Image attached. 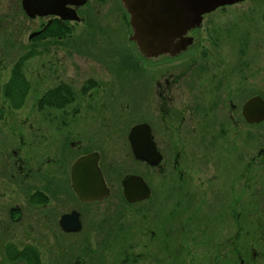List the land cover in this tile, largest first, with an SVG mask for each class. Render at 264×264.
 I'll return each mask as SVG.
<instances>
[{
    "label": "flooded vegetation",
    "instance_id": "obj_1",
    "mask_svg": "<svg viewBox=\"0 0 264 264\" xmlns=\"http://www.w3.org/2000/svg\"><path fill=\"white\" fill-rule=\"evenodd\" d=\"M73 1L65 5L63 14L66 18L49 13L31 17L25 13L21 0L18 3L27 19L39 20L38 28L32 32L38 33L33 37H37L41 31L53 24L58 29L68 28L69 31L64 34L68 36L71 35L74 25L86 19L81 8L89 3V0H85L83 4ZM227 9H231L233 15L229 27H214L211 21L207 27L203 26L206 16L218 11L224 13ZM201 33L203 37H200ZM185 35L190 44L177 54L166 53L147 58L139 53L142 58L151 62V91L147 95L150 96L152 116L138 120L135 124L146 123L150 126L151 139L161 155V160L150 165L135 158L128 140L130 153L136 161L161 172L163 164L170 158L167 157V149L174 148L169 161L174 170L172 179L174 181L175 176L177 182L172 183L173 187L170 189H154L144 176L131 173L140 175L150 190L146 198L133 203L127 202L130 205L137 204L136 212L141 220L135 230V238L138 240L141 236H148V239L142 238L144 243L137 241L141 244V249L135 254V259H173L176 257L174 254L189 253L186 243H190L191 231L193 237H197L196 234L202 235L207 244V226L201 230L198 229L200 226L190 225V211L196 210L200 201L195 200L191 188L174 186L183 180L180 164L185 162V168L189 169L191 164L198 162L201 165H212L216 173L214 177L219 180L216 195L222 196L224 210L218 212L220 216L215 223L216 232L221 238L223 225L226 229H235V233L227 237L226 243L232 244L230 252L236 256L237 264H245L238 241L248 236L255 241L248 230L255 223V219H244L245 216L237 209L238 194L241 192L237 183L239 180L245 183L250 180L261 183V177H264V0H240L219 6L204 14L200 26L189 29ZM255 36L259 40L257 57L254 55ZM46 38V35L42 36V39ZM256 58L263 63H255ZM175 59H181L183 63H172ZM256 79H261L262 86L255 84ZM60 85H64L68 91L55 92L52 98L55 96L57 99L70 101L60 107L46 103L41 109L36 107L35 111L42 116V124H19L20 128L14 130L18 133L15 135L11 132L13 137H18L19 144L8 148L3 155L0 154V169L4 168L9 173V184L14 185L12 189L0 191V264H43L41 249L29 241L30 228L37 223L42 226L39 223L40 220L42 222V210L47 209L52 197L62 196L61 184L68 189L72 201L68 209L57 211L53 222L61 235L76 237L84 231L87 216L91 213L88 209L98 206L109 195L93 202H83L77 197L72 187L71 167L80 157L97 154V165L111 193L102 169L109 135L105 133L102 138L95 139V128L89 125L84 128V124H81L82 128L71 131V124L77 121L78 116H84L83 121H92V115L102 117V110L94 108L88 119L87 113L82 114L79 101L85 98L87 102L95 105L98 98L94 97L103 85L95 78H88L80 89L75 90L70 83L61 81L43 91L42 95ZM254 97H258L261 102L250 106L244 112L246 102ZM89 103L86 104V111L91 112ZM260 112L263 114L262 118L252 120ZM66 117L69 118L65 119ZM101 117L97 118V126L107 129L109 123L105 116ZM255 141L260 143L254 151ZM69 157H72L71 161ZM67 163L69 177L66 178ZM241 189L244 191V186ZM259 194L260 208L264 213V191H259ZM190 199L193 200L192 204ZM148 202L149 205L145 204ZM72 212L78 213L80 228L68 231L64 229L61 220L64 215ZM263 213L258 222L263 224L264 229ZM37 215L39 219L36 218ZM104 225L97 229H104ZM217 244L221 252V241ZM120 251L125 259V246ZM225 251L227 253L228 249ZM256 255V249L252 248L251 256ZM219 257L222 261V255H217L216 259ZM78 261L77 257L73 264H78Z\"/></svg>",
    "mask_w": 264,
    "mask_h": 264
},
{
    "label": "rangeland",
    "instance_id": "obj_2",
    "mask_svg": "<svg viewBox=\"0 0 264 264\" xmlns=\"http://www.w3.org/2000/svg\"><path fill=\"white\" fill-rule=\"evenodd\" d=\"M18 1L0 0V154L3 155L8 148L19 144L18 137L15 136L18 131H14L20 128L19 124H42V116L35 111L36 101L43 91L61 81L70 83L75 90H78L88 78L99 80L103 88L94 97L98 98L95 105L82 98L79 107L82 114H88V119L94 108H100L102 117L105 116L109 123L107 129H102L97 126V118L101 116L92 115V121H83L85 118L81 115L71 124L73 126L71 131L82 128L81 124H84V128L86 125L94 127L95 139L102 138L105 133L109 135L102 169L105 171L111 193L98 206L94 205L88 209L91 213L87 216L88 221L84 231L76 237H71L61 235L53 222L57 211L68 209L72 201L68 189L61 184L62 196L52 197L47 209L42 210V222L39 221L42 226L37 223L30 228L29 241L41 249L43 264H73L77 257L78 264H237L236 256L231 255L230 252L232 244L226 243L227 237L235 233V229H226L223 225L221 238L215 229L217 217L220 216L218 212L224 210L221 204L222 196L216 195L219 180L214 177L215 168L210 164L201 165L198 162L191 164L189 169L185 168V162L181 163L179 169L183 172L185 181L182 180L174 186L191 188L195 200L200 201L196 210L190 211V225L200 226L198 229L201 230L207 226V244L202 235L196 234L197 237H193L191 231L190 243H186L189 253L174 254L176 257L173 259H135V254L141 249V244L137 241L144 243L142 238L145 240L148 236H141L138 240L135 238V230L141 221L136 212L138 207L137 204L130 205L123 198L121 181L131 173L144 176L154 189H170L173 187L171 184L177 181L175 176L174 181L172 179L174 170L170 162L174 148L167 149V157L170 158L163 164L161 172L136 161L130 153L127 138L130 127L138 120L149 119L152 116L150 96L147 95L151 91L152 69L151 62L140 56L136 45L129 39L132 30L120 0H89V3L81 8L86 14V19L74 25L71 35L61 40L48 37L38 40H32L34 37L29 39L31 33L38 28L39 20L27 19L22 14ZM231 18L233 19L231 9L225 10L224 13L218 11L206 16L203 26L207 27L208 22L211 21L214 27L226 28L230 26ZM200 37H203V33ZM257 39L258 37L255 36V57L258 55L259 40ZM227 44L230 47L228 41ZM32 49L36 53L25 61L23 67L30 88L23 106L14 110L3 97L2 86L8 80L13 64ZM172 63L183 62L181 59H175ZM255 63L261 64L263 61L256 58ZM255 84L262 86L261 79H256ZM87 103L92 108L91 112L86 111ZM84 131L87 132L85 129ZM11 132H14V137ZM259 143L254 142V151ZM239 145L241 146V143ZM69 159L71 161L72 157ZM3 164L5 167L4 162ZM68 167L69 163L66 164V170ZM67 176L69 177L68 170L66 178ZM8 177L9 173L4 168L0 169V191L14 188V185L9 184ZM261 179L262 184L259 181L254 183L253 180L246 183L239 180L237 183L241 191H238L237 209L245 216L244 219L249 221L255 219V223H252V227L248 229L255 241L249 236L238 241L245 264H264L262 240L264 229L263 224L258 222L263 213L260 208L259 191H264V177ZM242 186L244 191L241 189ZM180 198L183 199L182 196ZM149 203L145 204L149 205ZM84 208L86 207H82ZM36 218L39 219L38 215ZM102 224H105L104 229H97ZM246 228L245 225L244 229ZM219 241L222 243L221 252L217 244ZM124 246L127 251L125 259V255L120 251ZM252 248L257 251L254 257L251 256ZM217 255H222L223 262L220 257L216 259Z\"/></svg>",
    "mask_w": 264,
    "mask_h": 264
},
{
    "label": "water",
    "instance_id": "obj_3",
    "mask_svg": "<svg viewBox=\"0 0 264 264\" xmlns=\"http://www.w3.org/2000/svg\"><path fill=\"white\" fill-rule=\"evenodd\" d=\"M237 1L240 0H121V4L128 14L132 30L129 39L142 55L154 58L166 53L174 55L183 51L190 44L186 32L200 26L203 14ZM72 2L74 1L21 0L25 13L31 17L49 13L66 18L63 14L65 5ZM77 2L83 4L85 0ZM37 33H32L29 38ZM260 102L258 97L249 99L244 106V112ZM262 115L260 112L259 116L252 120H260ZM128 140L135 158L150 165H155L161 160V155L151 139L148 124L133 125L129 130ZM71 182L74 192L83 202L100 201L110 194L97 165L95 153L80 157L73 163ZM121 183L122 194L127 202H137L150 194L148 185L140 175L130 174ZM61 223L65 230H78L80 228L78 213L64 215Z\"/></svg>",
    "mask_w": 264,
    "mask_h": 264
},
{
    "label": "trees",
    "instance_id": "obj_4",
    "mask_svg": "<svg viewBox=\"0 0 264 264\" xmlns=\"http://www.w3.org/2000/svg\"><path fill=\"white\" fill-rule=\"evenodd\" d=\"M69 29L57 28V25L53 24L48 26L45 31H41L40 35L34 37L32 40L42 39L43 35L52 39H62ZM36 53L33 49L23 54L12 66L8 80L2 86V94L5 100L9 103L11 108H21L25 102V98L30 88V82L26 78L23 67L25 61ZM68 91L64 85L57 86L48 91L46 95H41L36 101V107L41 109L43 104H48L55 107H60L69 102V99H60L52 94L55 92Z\"/></svg>",
    "mask_w": 264,
    "mask_h": 264
}]
</instances>
